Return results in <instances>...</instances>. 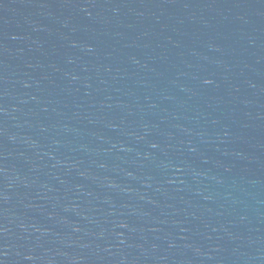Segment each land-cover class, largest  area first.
<instances>
[{"label": "water", "instance_id": "obj_1", "mask_svg": "<svg viewBox=\"0 0 264 264\" xmlns=\"http://www.w3.org/2000/svg\"><path fill=\"white\" fill-rule=\"evenodd\" d=\"M0 264H264V0H0Z\"/></svg>", "mask_w": 264, "mask_h": 264}]
</instances>
